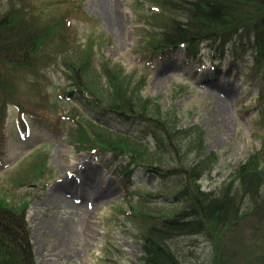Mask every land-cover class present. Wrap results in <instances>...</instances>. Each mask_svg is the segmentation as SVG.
Here are the masks:
<instances>
[{
  "label": "rangeland",
  "instance_id": "374dc122",
  "mask_svg": "<svg viewBox=\"0 0 264 264\" xmlns=\"http://www.w3.org/2000/svg\"><path fill=\"white\" fill-rule=\"evenodd\" d=\"M0 1L7 6V0ZM30 1L41 9L43 18L65 12L78 42L91 34L103 35L106 41L97 48V64L107 59L127 73L144 71L142 96L152 99L164 114L175 110L178 125L201 127L204 154L213 151L217 156L213 169L201 177L204 189L218 190L232 179L247 154L260 148L264 115L257 99L264 84V66L253 73L251 51L231 62L229 49L220 57L217 48L205 42L199 54H188L181 47L155 57L143 68L135 50L147 28L138 22L140 0ZM219 60L226 78L212 80L211 64ZM229 64L232 68L226 73ZM63 69L55 63L43 68L40 83L47 95L43 103H36L39 95L28 88L31 75L19 81V98L33 103L34 110L23 113V128L15 104L7 106L0 137V195L13 201L25 196V219L31 229L36 264H140L141 223L128 209L138 200L132 194L162 192L175 178L160 179L134 168L131 179L125 182L119 171L122 157L77 151L69 141L71 121L65 115L70 108L85 114L91 108L79 94L69 97L64 93L70 81ZM219 89H226L227 95L219 96L222 100L216 102ZM53 102L54 109L50 106ZM90 116L136 135L150 146L155 144L153 130L144 123L94 110ZM38 151L48 154L50 171L47 169V177L35 180L28 163ZM24 171L31 183L21 187L17 185L20 179L13 182V178ZM145 204L152 208L167 205L157 197H148ZM244 208L220 235L223 253L230 255L231 264H264V200ZM123 209L128 212L123 213ZM176 242L184 246L187 264H209L214 243L210 236H185Z\"/></svg>",
  "mask_w": 264,
  "mask_h": 264
},
{
  "label": "trees",
  "instance_id": "16d2710c",
  "mask_svg": "<svg viewBox=\"0 0 264 264\" xmlns=\"http://www.w3.org/2000/svg\"><path fill=\"white\" fill-rule=\"evenodd\" d=\"M7 3L0 1V137L9 103L17 107L23 128V113L34 110L33 103L19 98V81L31 75L28 88L39 95L36 103H43L47 96L40 83L43 68L60 64L70 81L64 93L69 97L79 94L91 108L87 114L70 108L65 115L71 121L68 138L77 151L97 150L123 157L121 171L126 177L134 167H141L160 179L175 178L165 191L132 194L138 200L135 206L130 204L129 213L141 223L139 263L187 264L186 250L176 240L207 234L214 242L209 264H231L230 255L223 253L220 235L245 211L244 206L264 200V140L238 164L232 179L218 190L204 189L201 177L213 169L216 153L204 154L200 126L178 125L175 110L164 114L152 99L142 96L144 71L127 73L104 58L97 64L96 51L106 41L104 36L91 34L78 42L65 12L43 18L41 9L30 0ZM136 10L138 22L147 25L135 49L143 68L156 55L181 44L188 54H194L203 42L216 45L221 56L228 46L233 61L251 51L253 73L264 66V0H140ZM262 98L264 84L257 99L264 115ZM50 106L54 109L55 102ZM93 110L144 123L153 130L155 144L150 146L136 135L96 122L90 116ZM30 159V175L35 180L47 177L48 154L38 151ZM25 177V171L17 173L13 182L20 179L17 185L21 187L31 183ZM148 197L161 198L167 205L149 207L145 204ZM25 213V196L13 201L0 195V264H36Z\"/></svg>",
  "mask_w": 264,
  "mask_h": 264
},
{
  "label": "bare ground",
  "instance_id": "6f19581e",
  "mask_svg": "<svg viewBox=\"0 0 264 264\" xmlns=\"http://www.w3.org/2000/svg\"><path fill=\"white\" fill-rule=\"evenodd\" d=\"M220 91V92H219ZM218 96H216L215 101L219 102L217 99L222 100L221 98H219V96H224L227 95V90L226 89H219L218 92H216Z\"/></svg>",
  "mask_w": 264,
  "mask_h": 264
}]
</instances>
